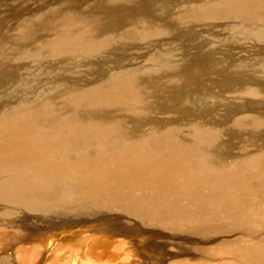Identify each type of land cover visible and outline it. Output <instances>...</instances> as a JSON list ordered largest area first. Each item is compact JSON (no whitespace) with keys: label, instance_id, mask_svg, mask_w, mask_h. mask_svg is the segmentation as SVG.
<instances>
[{"label":"bare ground","instance_id":"6f19581e","mask_svg":"<svg viewBox=\"0 0 264 264\" xmlns=\"http://www.w3.org/2000/svg\"><path fill=\"white\" fill-rule=\"evenodd\" d=\"M13 1L0 0V252L36 247L21 246L32 235L9 228L8 219L114 207L131 228L145 214L141 226L190 237V248L185 240L178 252L162 255L155 237L114 223L94 228L104 238L94 245L68 241L72 248L86 244L76 248L87 252V264H127L114 238L131 232L128 243L141 253L137 264H264L263 113L250 125L249 112L228 124L198 108L196 98L185 107L186 93H175L217 82L183 71L214 70L210 62L218 56L202 53L206 45H250L249 33L264 29V0H198L206 14L191 6L197 0L174 14L170 1L66 0L45 10L37 6L29 16L26 0L9 5ZM224 8L227 20L244 28L228 31L226 23V39L221 28L203 40L202 27L213 26L208 19L214 22ZM156 11L170 18L159 22ZM260 68L246 61L233 68L239 90L259 105L263 88L252 85L264 80ZM56 238L36 241L55 242L57 250Z\"/></svg>","mask_w":264,"mask_h":264},{"label":"rangeland","instance_id":"374dc122","mask_svg":"<svg viewBox=\"0 0 264 264\" xmlns=\"http://www.w3.org/2000/svg\"><path fill=\"white\" fill-rule=\"evenodd\" d=\"M30 1L29 0L24 1V4H25L24 6H26L27 9L29 8L26 11L27 16H29L28 14L31 13L32 10L37 8V6L40 7L41 5H43L42 10H45V7L47 9L51 6H55V5L62 3L66 0H32L33 4ZM168 1H170V3H172V6H174L171 10L172 14H174L175 9H176V12H178L179 10H182V8L183 9L189 8V7H187L189 5L188 3L192 2V0H184V2H182V0L181 1L176 0V2H175V0H173V1L172 0H167V1L166 0H154V2H158V3L159 2H168ZM201 1H205L206 3H208V2L220 1V0H201ZM34 2H35V4H34ZM144 2H147V1L144 0ZM197 3H198V0L194 1L193 4L192 3H190V4L192 7H196L198 9L199 13H202V12L204 13L205 7H202V6L199 7L197 5ZM12 4L17 5L18 3H16L14 0L9 5H12ZM29 5L31 7H28ZM32 6H34V7H32ZM20 8H21V6H19V9ZM225 9L226 8L219 10L220 15L217 19H215L214 22H213V20H211V18L208 19L209 20L208 22H210L211 24L213 23V26L209 25L207 27H202L203 32L201 33V36H202L203 40L208 39V33L212 34L213 32H217L221 28L223 31L221 32L220 36H223V37L228 36V31L234 30V27H235L233 25L234 21H231V20L228 21L227 20L228 15L226 14ZM153 11H155V9ZM155 13L156 14H155L154 18L157 19L159 22L166 21L170 18V17H168V14H166L165 17L166 16L167 17L164 18L157 11ZM224 13H225V15H224ZM204 14H206V13H204ZM204 14H201V15H204ZM150 20L157 22L153 18H151ZM220 23H221V25H220ZM226 23L228 25L230 24L229 26H232V27L227 28L228 31L223 29V28H226V26H227ZM199 25H202V24L199 23ZM241 27L244 28V26H241V24L237 25V27H235V28L241 29ZM223 34H225V35H223ZM226 37H224V38L226 39ZM188 39L189 38H187L186 41H188ZM259 40H261L260 44H258ZM249 41H252L250 45H247V43H244V41H243V44L242 43L235 44L234 42L231 43L228 40L227 41L225 40V41L221 42L216 47H212L211 45H206L204 47H201V49L203 48L201 50L202 53H205V51H206L208 56H212V55L218 56V58H217L218 60L217 59L216 60L218 62L221 60V65L219 63H216V60H215L213 63L210 62L211 66L215 65L213 67L214 70H212V71H208L206 67L205 68L204 67H198V68L194 67L193 69H191V68L187 69L186 68L183 71V72H185L184 74L191 76L195 80L198 79V77H202V81H204L208 78L216 77V81L219 82V84L221 86L217 82L215 84L213 82H211L209 84L205 83L203 85H202V83L200 85L194 84L190 87L185 88L184 90H181V89H177L178 91L175 90V93L181 94V97H182V95H184V93H186L185 97L183 98L184 99L183 105L185 104L184 105L185 107L187 105H189V107L187 106V108H191L192 107L191 103H194L193 100H195V98H196L197 102H199L197 104L198 108H201V110H203L202 108L206 107L207 110H209L210 112L211 111L213 112L212 114H213V116L215 115L214 117H216L220 121H226L228 124H230L234 120L238 119L239 117H241L244 114L249 112L248 113V119H249L248 121H249V125H250V123H252L255 119V118L253 119V117L259 116L261 113L264 114V102H262L261 105L256 104V102H255L256 100L254 98H253L254 100L252 101L249 99V97H247L248 98L247 99L242 94V93H246V92H244V91L241 92L239 90L240 89V86L238 87L239 75H238V73H236L233 70V68L237 67L241 62L246 61L249 63H253L254 66H256V67H261L260 70H262V72H263V68H264V29L260 30L258 32H255V33L254 32L249 33ZM253 43H254V45H252ZM187 45H184L183 47L187 48ZM186 51L190 52L191 49L187 48ZM191 53L193 54V52H191ZM144 55H145V53L143 55H140V58H138V60H137L140 64L143 62L142 58L144 57ZM127 65H129V64H126V66ZM203 69H204V71H203ZM215 69H217V70H215ZM218 71L220 72L219 74H218ZM36 81H37V79L34 78L33 83H32L33 87L35 86ZM231 83H233V84H231ZM263 84H264V80L262 81V83L260 85L255 82V84H253L252 86L253 87L257 86L260 89L263 88L262 94L264 95V87H263L264 85ZM225 87H227V89ZM222 88L224 90L223 92H222ZM228 88H229V90H228ZM11 90L15 91L16 93H20L21 92V86L20 85H12ZM187 92H189V93H187ZM237 93H240V94L238 95ZM20 94H24V93H20ZM201 94H202V96H201ZM211 95H213L214 97ZM240 95H241V97H240ZM219 97L221 100H219ZM204 98H205V100H204ZM207 98H208V101H207ZM186 99L189 100V103H188V100H186ZM191 101H193V102H191ZM215 101H217V102L215 103ZM242 101H244V102H242ZM211 102H214V104ZM239 102H241V103L239 104ZM176 103H178V102H176ZM252 103H253V105H252ZM224 104H225V107L223 106ZM226 104H227V106H226ZM254 105L260 106L261 109L258 108V110H257L256 106H254ZM221 106H223V107H221ZM246 106L249 108H247ZM252 106H254V107H252ZM198 108L197 109L195 108V111H198L199 110ZM242 108H243V111H242ZM214 109H216V110H214ZM226 109L229 110V113H227ZM250 109H252V110L248 111ZM252 111H254V112H252ZM242 112H243V114H242ZM250 112H252V113H250ZM184 113H187V112H184ZM179 114L180 115L183 114V109L180 110ZM226 114H228V115H226ZM263 114L260 116L264 117ZM207 123L208 124L211 123L210 119ZM204 125H206V124H204ZM220 138L221 137L218 135V139H220ZM218 143L223 148L226 146L225 143H222V142H218ZM180 144H181V141L178 140L177 145L180 146ZM220 152H223V150ZM138 184L142 185L140 182ZM62 213H64V214H62ZM139 217L140 218H138V219L143 221L145 224H146V222H148L147 221L148 220L147 215L142 214ZM47 218H48V220H47ZM8 220H7V222L9 223L8 224L9 228L12 227L11 229H13V230L16 229V231H20V232L25 231V233L28 232L30 235H32L31 236L32 239H29V241H26V242L23 241V243L20 244L21 246L25 245L26 247L27 246L28 247L29 246L34 247V245H35L36 247L33 248L34 250L32 248H30L32 250V252H29V253L23 252V251L15 252L12 250L10 251L9 249H3V250H5V252H3V251L0 252V261H3V263L1 262V264H87V261H88L87 256H86L87 252L84 251V252H86L84 255V252L83 251L79 252L78 249L79 250H85L87 248L86 244H89V245L92 244L93 241L97 239V237L100 240H104V238H100L99 234H98L99 236L96 235L97 232L93 231L94 228L99 226L103 230H108L111 228V225H113L114 223L115 224L116 223H123L125 226V231L126 230H130V231L135 230L136 231V229L139 227L138 231H140V233L143 232L142 235L148 234L152 237H155L156 243H158V244L154 243V244H156V252L162 253V255H169V254L178 252L177 251L179 249L178 246L180 247L179 242H181V241L183 242V244H185V240H186V248H188V249L190 248V241H189L190 237H187V239H185V236H182V234H180V233H175V232L169 231L167 229L164 230V229L159 228L156 225H152L149 228L146 226L143 227V226H141V225H144L143 222L139 223V225L136 226L135 229L131 228L129 223H127L128 219H127L126 214L120 215V213L118 211H116V208H114V207L110 208V209H108V208L96 209L94 207H92V208L90 207L89 209H87L85 211H82V212L80 211V213L75 212V211H71V210H63V212H61V213H54V212L43 213V214L29 213L25 216H22L21 219L20 218H16V219L11 218ZM11 221H12V223H11ZM15 222H16V224H15ZM97 222H98V224H97ZM61 224H63V226L65 225L64 228L62 227ZM57 225L61 226L62 228L55 229V228H57ZM36 228H39V230L35 231ZM21 229H24V230H21ZM70 232H75L76 234L72 235ZM131 233H133V232H131ZM130 234L128 233L127 235H124V236L115 237L114 240L121 243V250L123 252V256H120L119 260H123V261L125 260L124 262L127 264H137L136 263L137 256L141 255V253L136 252V249L133 248L130 243H128V241L131 242V236L129 238ZM46 235H51V236H54L55 238L57 237L58 240L56 238V242H57L58 247L60 249L59 248L57 250L55 249V245H54L55 242L47 241L45 245H41L40 242L38 243V241H36V238L46 236ZM61 235H63L64 237ZM70 235H72V237H73L72 240H71V237L69 238ZM68 241H70L72 245L75 243L76 244L80 243V245L83 243H86V244L82 248H81V246H75L72 248L70 246V242H68ZM111 241H113V240H111ZM148 242H150V241H148ZM28 243H29V245H27ZM150 243L153 244L152 242H150ZM154 244H153V246H154ZM93 245H94V243H93ZM25 246H23V247H25ZM144 253L146 254L147 251H145ZM101 254H103V253H101ZM159 256L161 257V255H159ZM97 257H102V255L97 254V256H95L94 258L97 259ZM108 257L109 256H107L106 259H108ZM163 257L164 256H162V259H163ZM184 257H186V258L188 257L191 260H195V261L198 260V258H193L190 256H182L180 258H184ZM159 264H164V263L160 262ZM205 264H209V262H207Z\"/></svg>","mask_w":264,"mask_h":264}]
</instances>
